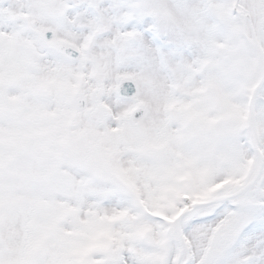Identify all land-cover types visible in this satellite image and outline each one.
<instances>
[{"label": "snow or ice", "instance_id": "1", "mask_svg": "<svg viewBox=\"0 0 264 264\" xmlns=\"http://www.w3.org/2000/svg\"><path fill=\"white\" fill-rule=\"evenodd\" d=\"M0 264H264V0H0Z\"/></svg>", "mask_w": 264, "mask_h": 264}]
</instances>
